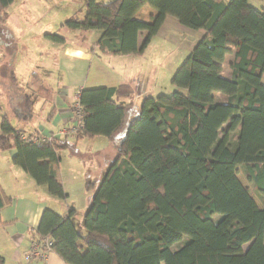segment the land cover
I'll return each instance as SVG.
<instances>
[{
    "label": "trees",
    "instance_id": "obj_1",
    "mask_svg": "<svg viewBox=\"0 0 264 264\" xmlns=\"http://www.w3.org/2000/svg\"><path fill=\"white\" fill-rule=\"evenodd\" d=\"M14 1L0 0V26ZM82 1L84 17L61 25L101 31L93 48L102 53H142L168 16L206 34L173 74L175 89L146 96L136 116L129 115L131 83L83 88V125L63 138L40 130L26 137L4 114L0 151H14V164L55 198H68L60 176L64 151L99 136L117 149L99 182L86 181L95 192L82 224L69 204L64 213L46 207L36 233L52 237V250L67 264H264V206L238 177L246 166L264 197V7L250 0ZM145 5L156 10L150 20L136 15ZM213 86L219 92L204 99ZM21 99L15 111L27 121L34 99ZM11 202L0 184V213Z\"/></svg>",
    "mask_w": 264,
    "mask_h": 264
},
{
    "label": "rangeland",
    "instance_id": "obj_2",
    "mask_svg": "<svg viewBox=\"0 0 264 264\" xmlns=\"http://www.w3.org/2000/svg\"><path fill=\"white\" fill-rule=\"evenodd\" d=\"M82 2L81 0H15L8 8L6 23L0 26V39L5 40L4 44L0 45V131L4 114H8L17 130L24 134H30L32 130L42 132V127L55 130L54 121L49 119V114L54 105L58 104L57 93L64 80L58 67L60 44L49 34H58L66 38L67 42L74 44L86 40L90 32L76 30L73 31L76 34L71 35L68 34L67 26L61 25L72 17H84ZM250 2L260 6L264 0H250ZM141 17L143 20L151 19L148 12ZM185 28L189 31L179 28L177 22L169 19L165 28L158 35L156 34L157 36L154 35L156 37H153L154 43L148 50V57H142L140 63V68L149 70L152 77L149 76L150 81H136V90L133 95L135 104L129 113L131 117L138 114L143 99L149 94L153 96L161 93L169 94L175 89L171 83L172 76L191 52L187 47L191 48L196 38L195 34H198L196 29ZM125 67L126 71L131 70V65ZM213 89L219 92L220 87H207L204 99L214 91ZM27 93L33 97L34 102L33 115L25 121L18 116L15 108L24 106L21 97ZM71 105L70 110H74L73 102ZM72 114L74 115L73 111ZM77 129L74 125L69 128L64 126L61 132L71 134ZM74 141L72 139V142ZM100 144V139L93 141L84 139L79 145L76 143L77 149H67L62 155L64 159L60 176L62 175L61 178H64L63 180L72 188V191L67 200L54 197L56 203H53V206L61 213H64L65 209L60 206L66 207L69 204L75 207L79 225L82 224L88 207V203H84L85 194L81 193L80 179L85 178V181L98 183L107 166L106 159L116 156L117 149L113 144L108 142L104 149H99ZM77 150L81 153L75 156ZM12 157V150L0 151V180L6 188L10 189L12 187L7 186H11L10 176L15 172L11 166ZM238 177L249 188L259 206L263 207L264 197L255 184L248 179L246 166L242 165L238 168ZM20 182V179L13 180V184ZM33 185L38 187L34 181ZM94 192L95 189H88L86 196L91 197ZM34 194L38 198L42 196L40 190ZM85 204H87L86 207ZM248 246L246 245L245 249Z\"/></svg>",
    "mask_w": 264,
    "mask_h": 264
},
{
    "label": "crops",
    "instance_id": "obj_3",
    "mask_svg": "<svg viewBox=\"0 0 264 264\" xmlns=\"http://www.w3.org/2000/svg\"><path fill=\"white\" fill-rule=\"evenodd\" d=\"M82 1V0H81ZM260 7H264V3L260 4ZM86 8H83V12ZM145 12L151 14L156 12L151 6H143L136 14L140 19ZM169 19L177 22V25L183 29L189 31L182 25L178 19L172 16H168L160 27L157 35L165 28ZM146 20V19H145ZM5 25V24H4ZM198 34L191 48L187 49L192 51L198 41L202 39L206 31L204 29L196 30ZM68 34H76L73 31H68ZM102 32L99 30H92L86 40L78 42L76 44L70 42L60 43V62L59 69L64 80L61 89L59 91L57 101L58 104L54 105L55 114L53 115L52 121L53 128L42 127V134L44 136L56 135L63 138L65 134L62 128L65 126L69 128L73 125L71 117H73L70 107L74 98L79 95L83 88L98 87V86H117L122 83H131L136 86L135 83L138 80L150 81L152 74L149 70H143L140 68L141 58L148 57V50L154 43L153 36L151 42L147 45L142 53L133 55H113L102 53L97 46L93 48L95 42L100 38ZM146 32L140 33L139 45L141 46ZM5 40L0 39V45L4 44ZM189 43V42H188ZM101 53V54H100ZM233 55L230 54L225 62L226 72L230 74L229 66L227 63L232 61ZM115 65V66H114ZM131 65V70L126 71V67ZM36 130H32L30 134H24L26 137H32V134ZM36 138V136H34ZM68 139L72 141L73 137L68 135ZM100 139L101 144L99 149H104L105 145L110 142L109 139L99 136L93 140ZM84 139L77 142L79 145ZM92 140V141H93ZM90 142V141H88ZM77 145V146H78ZM114 145V144H113ZM115 146V145H114ZM116 148V147H115ZM65 152V151H64ZM80 150L76 151L75 156L80 155ZM14 151H12V156ZM65 156V154H64ZM64 159V158H63ZM112 158L106 159L107 164ZM11 166L15 170L14 174L10 176L9 184L12 187L6 188L0 180V184L4 187L6 192L12 196V202L4 207L0 213V254L5 258V264H67L56 252L49 251L44 256L36 255V251L39 249L44 250L43 238L36 233L38 226L41 221L42 214L46 207H52L57 211L58 208L53 206L56 203L54 197L49 193L46 185H33V179L25 173L22 168L14 164L11 159ZM63 164V160H62ZM21 170V171H20ZM62 176V175H61ZM14 179H20L19 184H13ZM68 195L71 194L72 188L66 184L61 178ZM35 182V181H34ZM81 184V193L85 194V202L89 204L90 197L86 196V181L85 178H81L79 181ZM30 189L31 191H27ZM40 190L42 192L41 198L35 196V192ZM31 192V193H30ZM69 198V197H68ZM88 201V202H87ZM85 207L87 204L84 205ZM64 208L67 210V206ZM38 247V248H35ZM35 248V249H34Z\"/></svg>",
    "mask_w": 264,
    "mask_h": 264
},
{
    "label": "built area",
    "instance_id": "obj_4",
    "mask_svg": "<svg viewBox=\"0 0 264 264\" xmlns=\"http://www.w3.org/2000/svg\"><path fill=\"white\" fill-rule=\"evenodd\" d=\"M73 106L76 109V111L74 112V117H75V121L76 124L75 126L81 127L83 125V122L80 121L81 117H82V113L80 111V105H79V95H77L74 100H73ZM34 141H37L35 138H30ZM43 244H44V250L39 249L38 251H36V255H42L44 256L47 252L52 251V244H53V238L52 237H46L43 239ZM38 248V247H35ZM34 248V249H35Z\"/></svg>",
    "mask_w": 264,
    "mask_h": 264
}]
</instances>
